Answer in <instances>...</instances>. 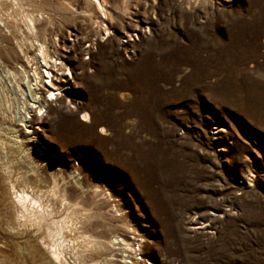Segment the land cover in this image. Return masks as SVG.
Wrapping results in <instances>:
<instances>
[{
    "label": "rangeland",
    "instance_id": "rangeland-1",
    "mask_svg": "<svg viewBox=\"0 0 264 264\" xmlns=\"http://www.w3.org/2000/svg\"><path fill=\"white\" fill-rule=\"evenodd\" d=\"M45 70L65 83L34 115ZM25 170L56 174L40 219L9 188ZM53 252L264 264V0H0V264Z\"/></svg>",
    "mask_w": 264,
    "mask_h": 264
},
{
    "label": "bare ground",
    "instance_id": "bare-ground-1",
    "mask_svg": "<svg viewBox=\"0 0 264 264\" xmlns=\"http://www.w3.org/2000/svg\"><path fill=\"white\" fill-rule=\"evenodd\" d=\"M9 1L17 2V0H9ZM37 48H38L37 51H36L37 54L34 56V59H37V57H38L41 60V62H43L47 66L46 61H45V58L47 57L45 48L41 44L38 45ZM4 62H5V64H7V60L6 59L4 60ZM36 70H37V67L34 68V71H36ZM59 71H60V69H59ZM43 72H45L44 73L45 76H42V74L39 71L35 73L36 75H40L41 81H39L38 84H35V88L32 89V90H34L33 101H32L31 104H28L30 106V108H28L27 112L32 111L34 113V115H35V113L39 112L43 108L44 104H46L45 97L46 96H51V95L53 96V91L52 90L44 89V87H43L44 83H46V82L49 83V85H51L55 90H59V87H62L64 85V83H65L64 82L65 80H62L61 78H58L57 76L55 77V79H52L54 77V75L51 74L49 71L45 70ZM61 76H62V78H65V77H63V73H61ZM57 79H59V81H57ZM43 80H46V81L42 82ZM39 85H41V86H39ZM35 90H36V92H35ZM37 95H39V96L37 97ZM40 95H42L44 97H42ZM25 110H26V108H25ZM23 117L25 119V116H23ZM32 117L33 116H28V120L25 119V120H23V122H24L25 125L28 124V127H25V128H28V132L31 133V139H32L31 142H34L35 144H38V150H37L36 153L31 152V151H25L26 152L25 154H26L27 161L31 160L32 164H35V166H37L36 163L40 160L39 156H42L45 153L43 151L45 149V147L42 146V143L40 142V138H39L40 137L39 131H42V128H41V130H39V131L37 130L36 131L35 130L36 128H34V125H33V124H36L35 122H39L41 120L39 118L37 120H35L34 117L33 118ZM86 117H87V115H86ZM86 121L88 122V119ZM14 129H15V132H21V134L24 135V133L21 130H19L18 127L14 128ZM19 136L20 135H18L17 137H19ZM29 144H30V141H25V145H23V146L26 147V146H29ZM27 149H28V147H27ZM37 169L41 170L43 172V176L47 179V177H46V175L44 173V169H42L40 167H37ZM47 169H49V168H47ZM27 172H28V170L27 171L25 170L24 174L22 176H19V177L15 178L14 180H10V178H9V188H10V191L12 190L11 192L16 194L15 197L17 196V199H18L17 206L18 207H19V204L21 206H24L26 201H30V202L34 203L35 205H37V208H35V209H37L36 211L39 212V217H36V219H40L43 216V213L41 211V207H44V204H43V202L41 200H39V199L36 200V199L40 198V196L44 195V193H46V192H49L48 195L55 196L56 189H57V183H56V180L54 179V176L56 174H54L53 172L50 173L53 184L49 188V190H47V191L44 190L43 191L42 188H40V186H41L40 182L42 183L44 180H42L41 178H40V180H37L36 177L34 179H31V178L28 177ZM30 183H31V185H34L37 188V189L34 188L32 193H31V195L35 196L34 198H31V196L27 192L24 191V190H26V185H30ZM20 186H23V191H21L18 194L16 191L18 190L17 187L19 188ZM33 205H32V207H34ZM121 241H123V240H121ZM131 242L132 241H130L129 243H126V242H124V243L128 247V246H130ZM51 257H52V261L55 264H66V262H65L64 258L62 257L61 253L53 252L51 254ZM125 258L129 259L128 255H126ZM126 263H130V262L128 261Z\"/></svg>",
    "mask_w": 264,
    "mask_h": 264
}]
</instances>
